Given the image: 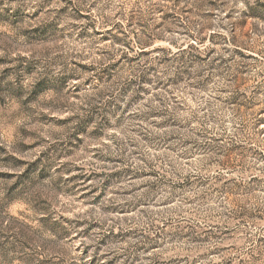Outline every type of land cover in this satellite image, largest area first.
Returning a JSON list of instances; mask_svg holds the SVG:
<instances>
[{"label": "rangeland", "instance_id": "1", "mask_svg": "<svg viewBox=\"0 0 264 264\" xmlns=\"http://www.w3.org/2000/svg\"><path fill=\"white\" fill-rule=\"evenodd\" d=\"M228 4L0 0L3 264H264V3ZM38 63L127 97L115 124L63 81L29 110Z\"/></svg>", "mask_w": 264, "mask_h": 264}, {"label": "clouds", "instance_id": "2", "mask_svg": "<svg viewBox=\"0 0 264 264\" xmlns=\"http://www.w3.org/2000/svg\"><path fill=\"white\" fill-rule=\"evenodd\" d=\"M23 3L24 0H21ZM264 3V0H261ZM40 0H28L27 11L31 12L34 10V5L39 6ZM255 0H229L228 8L237 9L236 17L238 18L241 13H248L249 9L254 5ZM256 11V9H253ZM260 11H264L261 9ZM43 19V17H42ZM259 23V21H257ZM32 25V22L26 21L22 25L21 28H28ZM63 23L60 27H63ZM264 27V26H262ZM70 41H65V44H70ZM231 47V44L228 45ZM39 47H45L44 45H40ZM74 72V69L71 65H50V64H37L34 72L30 76H21L20 82L23 86V95L21 96V102H24L26 98L31 97V100L27 101V107L29 110L35 109L38 107L39 102L45 98L47 95L52 94L53 89L56 84H59L60 81H63V84L60 85L64 89V92L61 94V98L67 103L68 107L65 109L66 112L72 114L77 117V120L73 121V125L79 123L80 120L84 119L89 115V109L93 104L101 105V111L99 113H94L92 116V120L95 123H99L101 118H105L111 123L115 124V118L117 113L120 111L119 104L120 99L124 100V103H127L128 98L122 97L117 99L115 96L112 97V106L109 108H104V105L108 101V96L105 95L103 98L97 96L95 92H84L81 94L80 99L73 101L72 97L67 94V90L74 88L75 85L72 83L71 77L68 75L69 73ZM100 91H103L101 89ZM92 96H97L95 100H90ZM257 99L261 100L264 103V97H257ZM90 101V102H88ZM81 105H83V111L81 110ZM111 113V115H108ZM68 131H72V126H69ZM38 247V245H34V248ZM20 257L23 261V264H37V261L34 257L26 255L24 252H14L9 254V258L11 260V264H19L16 257ZM0 264H3L0 261Z\"/></svg>", "mask_w": 264, "mask_h": 264}]
</instances>
